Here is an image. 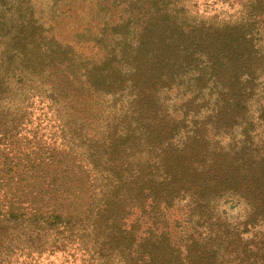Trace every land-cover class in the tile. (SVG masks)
Returning <instances> with one entry per match:
<instances>
[{
    "label": "trees",
    "instance_id": "1",
    "mask_svg": "<svg viewBox=\"0 0 264 264\" xmlns=\"http://www.w3.org/2000/svg\"><path fill=\"white\" fill-rule=\"evenodd\" d=\"M245 2L251 12L176 28L170 17L168 24L164 7L156 9L158 32L151 37L150 54L135 68V74L146 82L158 74L169 76L179 65L195 64L201 69L198 79L203 84L198 92L211 83L207 98L213 99L215 130L222 125L237 126L239 135L227 133L229 139L212 146L202 138L195 140V131L182 146L154 145L136 158L128 152H115L114 156L112 136L98 135L82 144V131L76 132L66 122L61 128L66 134L60 146L62 152L75 155L68 161V155L57 159L51 152L0 140V249L8 240L6 230L29 220L56 230L51 252L63 253L66 260L71 256L81 259L90 242L72 236L86 231L87 219L92 221L93 254L117 264H174L171 248L180 256L183 247L186 264H264V136L258 135L261 130L248 113L250 98L259 94L255 85L264 81L260 80L264 66L256 63L263 54L254 53L256 36L262 32L264 37V0ZM78 23H70L60 35L52 34L55 42L73 46ZM17 36L13 34L12 39ZM133 98L145 114L136 124H152L154 128L156 124L167 125L166 109L152 112L141 92L134 91ZM105 129L110 130L109 126ZM123 129L131 133L128 126ZM2 135L10 137L14 133ZM76 169L84 171L91 202L84 211L71 214L64 212V204L69 199L68 191L72 194L70 185L76 182L79 186L81 181L82 173L72 177ZM226 197L237 199L244 210L235 223L218 210V203ZM140 205L161 212L164 225L160 236H138L132 224L125 227V210ZM181 208L187 212L183 218L191 223L193 232L186 238L180 236V245L170 247L167 214ZM43 241L41 237L39 244ZM80 264L91 263L83 259Z\"/></svg>",
    "mask_w": 264,
    "mask_h": 264
},
{
    "label": "rangeland",
    "instance_id": "2",
    "mask_svg": "<svg viewBox=\"0 0 264 264\" xmlns=\"http://www.w3.org/2000/svg\"><path fill=\"white\" fill-rule=\"evenodd\" d=\"M243 5L245 0H0V140L14 141L23 148L33 146L37 152H51L57 159L68 155V161L75 155L62 152L60 146L66 134L61 128L66 122L76 132L82 131V144L98 135L112 136L116 143L112 148L114 156L115 152H128L136 158L154 145L182 146L195 131V140L202 138L212 146L229 139L227 133L239 135L241 129L237 126L222 125L215 130L213 99L207 98L211 83L198 92L203 84L198 79L201 69L195 64L179 65L169 76L158 74L146 82L135 74V68L150 54L151 37L158 32L156 9L164 7L168 24L170 17L176 28L232 19L249 10ZM76 20L79 23L74 45L55 42L52 34L60 35ZM15 33L18 36L12 39ZM262 36V32L256 36L254 53L263 54L257 66H264ZM100 61L102 65L98 66ZM255 88L259 94L250 98L248 113L255 117V127L261 130L258 135L264 136V81ZM134 91L141 92L152 112L167 110V125L156 124L154 128L152 124H136L145 114L134 101ZM107 126L110 130L105 129ZM125 126L131 130L129 135L123 132ZM3 132L14 135L7 137ZM144 168L148 170L146 165ZM82 172L76 169V176L72 177L78 178ZM80 179L79 186L76 182L70 185L72 194L68 191L64 212H82L91 202L84 173ZM226 198L218 203V210L235 223L244 210L237 199ZM186 213L181 208L167 214L170 247L180 245L178 238L193 232L191 223L183 218ZM124 214L125 227L132 224L138 236H160L164 219L158 209L140 205ZM90 222L85 219L86 231L72 236L90 242V247L81 259L71 256L68 260L63 253L49 250L55 229H45V225L29 220L15 224L16 229L5 232L8 240L0 249V264H80L83 259L91 264H117L93 254ZM76 228L78 225L73 230ZM41 237L44 241L39 244ZM171 249L174 264H186L182 259L184 247L180 256Z\"/></svg>",
    "mask_w": 264,
    "mask_h": 264
}]
</instances>
